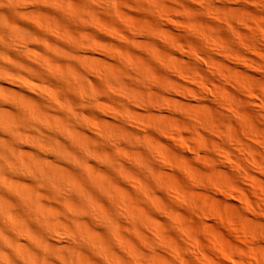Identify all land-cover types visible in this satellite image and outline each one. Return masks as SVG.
Returning a JSON list of instances; mask_svg holds the SVG:
<instances>
[{"label":"clouds","instance_id":"9594fccd","mask_svg":"<svg viewBox=\"0 0 264 264\" xmlns=\"http://www.w3.org/2000/svg\"><path fill=\"white\" fill-rule=\"evenodd\" d=\"M186 3L197 6L196 10ZM131 13H147L158 18L159 23L140 19V27L129 33L121 25L120 16ZM98 19L124 33L109 43L139 57V63L133 65L129 55L113 59L111 64L116 71L96 79L100 86H93V74L84 66V57L93 55L90 50H95L97 39L105 41L98 38L100 33L94 29ZM169 20L175 22L172 30L166 28ZM21 22L34 25L51 39L38 37ZM70 25L78 30H72ZM56 29L71 32L73 38L60 43L54 38ZM175 30L184 36L175 34ZM164 32L173 37L168 43L161 39ZM222 33H227V38ZM137 41H143L146 47L140 49ZM215 41L220 42V47ZM33 42L63 69H53L47 61L39 67L30 64L26 53ZM178 45L187 53L182 54ZM240 56L249 57L256 65L258 78L257 72L244 69H240L245 72L242 81L222 78L210 67L219 63L237 70L236 58ZM9 73L51 86L50 81L59 82L62 86L53 87L60 91L63 103L33 97L40 105L38 115L13 92L0 89V110L15 105L12 119H0V264H218V258L225 264H264V192L253 194L245 187L247 173L264 171V0H0V79H6ZM185 81H202L211 92L199 86L191 88V83L186 85ZM253 96L255 99H250ZM101 101L113 105L115 118L103 133L93 134L85 122L87 117L106 120L96 110ZM193 107L199 110V118L192 115ZM141 108L145 111L144 120L130 127L133 113ZM43 114L62 120L49 125L46 118H41ZM21 133L35 137L37 146L47 145V152L52 154L32 148L29 151L35 155L25 164L20 159L24 143ZM84 133L87 135H81ZM180 135L189 140L195 151L190 160H181L186 152L172 140L164 139ZM205 143L204 157L211 161L208 167H202L199 158ZM161 146L169 151L170 160L161 158ZM120 149L141 153L143 158L134 167L118 155ZM97 153L104 157L103 162ZM225 154H230L231 163ZM45 161H53L54 166ZM90 166L107 174L116 184H123L119 170L130 168L144 181L148 192L159 197L164 194L170 210L183 213L187 226L194 228L202 240L206 221L197 218L200 213L188 211L171 193L166 194L153 170L172 171L179 178L182 191L206 192L209 196L217 191L211 179L225 173L229 187L256 195L255 207L242 206L238 215L247 218L251 214V220L259 222L250 223L247 232L233 234L235 242L224 249H215L205 241L210 260L195 253L187 242L177 253L175 247H161L156 237L122 251L120 235L134 239L128 229L143 228L139 223H128L119 207L109 203L103 194L108 185L103 190L94 187L88 175ZM68 173L77 177L87 191L77 190L67 178ZM21 181L30 185L34 193L42 194L44 203L59 209V219L70 228L64 232L60 246L59 233H53L47 227L48 221L35 215L34 196H21ZM133 195L139 206L152 211L144 196ZM93 196L108 205L109 211L98 214ZM185 210L197 218V226ZM152 214L155 219L161 218ZM13 216L34 229V233L26 235L23 224L15 222ZM85 221L90 228L81 231L79 225ZM164 222L171 235L181 240L177 226L171 220ZM96 234L102 239H97ZM115 254L121 258L114 262Z\"/></svg>","mask_w":264,"mask_h":264},{"label":"bare ground","instance_id":"6f19581e","mask_svg":"<svg viewBox=\"0 0 264 264\" xmlns=\"http://www.w3.org/2000/svg\"><path fill=\"white\" fill-rule=\"evenodd\" d=\"M185 6H190V5L186 3ZM190 7H192L193 10H196L197 8V6L194 5H191ZM45 11H48L49 14H53L50 12V10H45ZM124 15L125 14H122L120 16L121 25L125 29H127L129 33L135 32L140 27L142 21L139 20L140 22L136 24L130 22L128 23V21H125L126 18L124 19ZM105 19H107V17H105ZM155 19H157L158 21L157 24H158L159 23L158 18ZM155 19L154 22L148 19L147 20L149 21L148 23L156 24ZM169 24L170 25L166 26V28L172 30L171 28L175 24V22L169 20ZM21 26L27 28L29 31L33 32L38 37L49 38L46 37L44 33L40 32L34 25L21 22ZM41 27H43V25H41ZM70 27L74 31L78 30L75 26L70 25ZM94 29L95 31L100 33L98 34V38L105 41H100L97 39L95 50H90L93 51V55L84 57V61H85L84 66L89 70L90 73L93 74L91 81L93 86H95L94 83H97V85L100 86L99 82L95 81L96 79L103 78L105 74L108 72L116 71L115 67L111 64V61L113 59H117V58L122 59L124 56L129 55L131 57L132 64L135 65L139 63V57L128 54L125 52V50L120 49L116 45H112L109 43V41L117 40L118 37L124 35V33L119 28H114L106 21L98 19L97 22L95 23ZM103 30H106L104 32L108 34L107 37L103 36L105 34ZM88 31H94V30L89 29ZM178 32L179 30H175V34L182 36L183 33L180 34L181 32L179 33ZM222 34L225 35V37L227 38L228 35L227 33H222ZM54 38L57 39L60 43H68L73 38V36L71 32H65L56 29L54 31ZM21 39L22 42H26V38L22 37ZM161 39L164 42L165 41L170 42L173 39V37L171 36L170 33L164 32L161 34ZM189 39L190 42L197 43L196 41H193L194 38L193 40L192 37ZM137 43L140 44V49L146 47L143 41H137ZM215 45L216 47H220V42L215 41ZM244 46L247 47V45ZM40 50L41 49H39V45L36 44L35 42H33L32 47H29L27 49L26 55L27 58H29L30 64H34L37 67H39L44 65L45 61H47L49 64H52L53 69H55L56 67H60L61 69H63L62 65H58L53 61H51V59ZM178 50L181 51L182 54L187 53L188 51L187 49H184L182 45H178ZM156 54L159 55L158 52ZM236 61L239 64V69L237 70L229 69L225 65L219 63H214L210 65V67L214 72L220 74L222 78H233L241 81L243 80L245 72L240 71V69H244L248 73L258 71L256 65L249 61V57L240 56L236 58ZM177 67L179 66L177 65ZM259 75H260L259 72H257V77L255 78H258ZM53 78H55L54 71H53ZM50 83L53 86H62L57 81H50ZM190 83H191V88H195L199 86L211 92V90L208 89V86L202 81H195V82L185 81L186 85ZM53 86L48 85L47 83L38 82L35 79H30L28 76H23V75L16 76L15 74L12 73H9L6 79H0V89H5L6 91L10 90L11 92H13L15 96L18 99H20L22 103L31 105L37 111L38 115H40V105L38 101L33 99V97L39 96L42 98H47L53 103H57V102H59L60 104L63 103V101L60 100V91ZM191 88L189 90H191ZM250 99H255V97L254 96L250 97ZM183 100L184 97H181L180 102L182 103ZM14 106L15 105L13 104H9L8 106H6V108L0 110V119H8V120L12 119L14 117V113H13L14 109H12ZM96 110L100 112L102 116H105L106 120L101 121L96 117H87L85 123L87 129L89 131H92L93 134H101L105 131L106 127L111 126L112 120L115 118V110L113 105L108 104L105 101H101L100 106ZM192 115H195L197 118H199L200 116L199 110L193 107ZM41 118L42 119L46 118L47 123L49 125L54 124L55 121L62 120L61 117H52L48 114H43ZM144 118H145L144 109L142 108L138 109L136 112L133 113V121L129 126L131 127L133 124L142 122ZM115 127L118 128L119 125H116ZM81 135L86 136L87 134L84 133ZM20 139L24 142L23 148L20 150L21 151L20 159L24 161L25 164L28 158L33 157L35 155L34 152L29 151L32 148H36L37 150L44 151L46 155L52 154L47 152V148H48L47 145L37 146L36 138L27 133H21ZM147 139L149 141H152L151 137H148ZM164 139L172 140L177 147H179L182 151L186 152L184 154L186 157H181L180 158L181 160H185V161L188 160L189 156L187 154L188 152L187 150H192L193 152H195L192 149V144L183 135L164 137ZM152 142L156 143L154 141ZM253 142L257 144L259 143V141H253ZM218 148L219 146H217V149ZM206 150H207V144L205 143V147L201 150V152H204ZM160 153H161V158L163 160L171 159L169 155V151H167L164 146L160 147ZM194 154L195 153H193V155ZM95 155L100 156L99 153ZM118 155H120L122 159L127 160L134 167L137 166L136 161L141 160L143 158L141 153L131 152L128 151L127 149H120ZM190 157L191 158L193 157L192 154ZM225 159L230 163L232 162L230 154H225ZM100 160L101 162H103L104 157L100 156ZM205 161H207L206 165L208 167L211 161L208 160L207 157ZM45 163L48 166H54L53 161H45ZM176 163H179V160H177ZM254 166L258 167V164H256L255 161H254ZM171 167H172L171 164H169L170 169ZM28 170L30 171V169ZM153 174L156 182L161 186V189L164 190L166 194L171 193L172 198L177 199L178 202L184 205L188 211L192 213H200L198 217L211 216L214 218V220L219 222L221 226H224L225 228L229 229V231L231 230L235 234L240 233L238 231V228L241 229L240 230L241 232H247L249 231L250 223L259 222V221L251 220V214L249 215V217L245 218L243 216L238 215L235 212L229 213L220 210L219 208L214 206L216 205V201H215L216 199H214L215 204L213 205V203L210 201V200L213 201V199H209L208 196L204 195V193L206 194V192H202L203 194L200 192L201 195L200 196L197 193V191L191 193L182 191L181 190L182 184L179 181V178L173 175L172 171L160 172L154 169ZM88 175L92 180L94 187L103 190L105 189V186L108 185L107 190L104 191L103 194L106 196L109 203H111L114 207H119L120 211L124 214L123 218L128 223H131L133 226L139 223L140 226L143 228V231H141L140 228H135V227L134 230L131 228L128 229L129 234L133 236L134 239H129L128 236H125L123 234L120 235L119 246L122 251L133 249L137 246H142L143 243L148 242L150 238L156 237L159 238L161 242V247H165L169 249L175 247L177 253H180L181 252L180 246L184 242H187V246L195 249V253H202L204 258L209 260L212 259V257L209 255V251L205 249V241L202 240L199 235L195 234L196 230L194 228L191 229V227L187 226V218L183 215V213L174 212L170 210L169 206L164 200L167 199L166 196H164V194H161L162 197H159L152 194L151 192H148L144 181L137 175L136 172L132 171L130 168L127 167L120 169L118 175H120L123 184H116L111 180V177L107 176V174L103 172H100L95 167H91V166L89 167ZM67 178L71 180L72 185L77 190L87 191V189L83 188V185L80 183L79 179L75 177L73 174L68 173ZM27 179L28 177H25V180ZM19 183L22 185L19 189L21 196L33 195L34 198L37 200L34 209L35 215L39 218L47 220L48 221L47 227L53 233H59L60 239L57 240V246H60L62 244L63 239H65L64 232L70 231V228L68 225H65L63 221L59 219L60 216L59 209L53 207L51 203H47V204L44 203L45 197L40 193H34V190L31 188V186L27 185L24 181H21ZM210 183L212 185H215V188L217 189L218 193L228 198L226 200L229 206L230 205L233 207L235 206V208L238 209H240V207L242 206L247 207L248 205L255 207L254 201L256 199V195H249L248 192H244L243 189L235 188L234 186L229 187V180L227 174L218 173L216 177L211 179ZM124 185H127V187H125ZM246 185L247 188L250 189L253 194H259L264 192V171H257L254 174L247 173ZM225 188H228V191H225ZM133 193L144 196L145 199L148 201L149 207L152 209V211H149L148 208L139 206L136 197L133 195ZM197 196L199 198H197ZM242 196L246 198V200L243 199ZM211 198L214 197L211 196ZM233 199L238 200L240 205L239 204L238 206L237 204L235 205ZM92 200L93 203L96 205V210L98 214L109 211L108 205L104 204L103 201L97 199L94 196L92 197ZM221 202L224 201L221 200ZM62 207H67V205H62ZM210 207L214 208V210L209 211ZM153 212L157 213L161 218L159 220L155 219L152 214ZM190 212L188 213L186 212V215L189 218L194 219V217H192ZM197 218H195L196 221ZM166 219L171 220V222L177 226V234L182 238L181 240H177L176 237L171 235L172 233H170L169 231V226L164 222ZM201 219H205V218L203 217ZM13 220L18 224H23V221L15 216H13ZM196 221L194 220V222ZM79 226L81 231H87L90 228V226L87 224L86 221L80 223ZM23 227L26 235H32L34 233V229H32L29 225L23 224ZM120 227L121 229H123L124 226H120ZM209 233L210 235L208 234L209 235L208 244H211L215 249H224L228 243L232 242V239L228 238V236L227 237H224V235L222 236L221 233L220 234L218 232H209ZM96 236L97 239H102V236L100 234H96ZM231 238L235 239L234 237ZM228 239H230V241H228ZM233 242H235V240ZM120 258L121 257L119 256V254H115L112 257L114 262L115 260ZM187 258L191 259L190 256ZM218 264H225V262L223 261L222 258H218Z\"/></svg>","mask_w":264,"mask_h":264},{"label":"rangeland","instance_id":"374dc122","mask_svg":"<svg viewBox=\"0 0 264 264\" xmlns=\"http://www.w3.org/2000/svg\"><path fill=\"white\" fill-rule=\"evenodd\" d=\"M132 15H129V14H125L124 15V19H125V21H128V23L130 22V23H133V24H136V23H139L141 20L140 19H143V18H145V19H148V20H150V21H152V22H154V19L156 18V17H152V16H150V15H148L147 13H131ZM147 15V16H146ZM148 17V18H147ZM150 18V19H149ZM152 19V20H151ZM140 20V21H139ZM155 22H156V24H157V19H155ZM173 26H175V24L173 25ZM104 31H106V30H103V32ZM180 32V31H179ZM178 32V33H179ZM105 33V34H104ZM103 34L104 35H108V34H106V32H104ZM180 34H182V33H180ZM184 34H182V36H183ZM109 37H110V35H109ZM189 38H191V37H187V40L189 39ZM192 40H193V38H192ZM191 40V41H192ZM189 41H190V39H189ZM193 41H195V40H193ZM165 43H168V42H166L165 41ZM258 72V71H257ZM260 74V73H259ZM188 152H187V154H188V156H189V158H191L190 156H191V154H192V156H194L193 155V153H195V152H193L192 150H187ZM190 152H193V153H190ZM188 158V160H190ZM199 158L202 160V167H207V165H206V163H204V161H205V159H206V157H205V159H204V152H201L200 153V156H199ZM185 175H187V173H184ZM245 187H247V185L245 184ZM249 187V186H248ZM197 193L200 195V191H197ZM202 193V192H201ZM203 194V193H202ZM204 195L205 196H208V198L209 199H213V201L212 200H210L212 203H213V205L215 204V201H216V205H214V206H216L217 208H219L220 210H222V211H224V212H229V213H233V212H235V213H239V209L238 208H235V206L233 207V206H229V204H227L228 202H225V201H227L226 199H228V198H226L224 195H222V194H220V193H218V191L216 192V194L214 195V196H212V197H214V198H211V196H209L207 193L205 194L204 193ZM201 196V195H200ZM197 198H199L198 196H197ZM214 199H216L215 201H214ZM221 200L222 201H224V202H221ZM233 201L235 202V205L237 204V206H238V204L240 205V203H239V201L238 200H236V199H233ZM212 203H211V205H212ZM236 206V207H237ZM211 210H214V208H209V211H211ZM163 212H165V211H163ZM186 210H185V214H186ZM188 213V212H187ZM205 219H203V220H205L206 221V223H204L203 224V226L204 227H202V234H203V237H204V241H207V243H209L208 242V240H209V235H210V233L209 232H218L219 234L221 233V235L223 236V234H225L224 235V237H227L228 236V238H230V239H232V242L235 240V239H233V238H231V237H234V236H232L233 234H235V233H233L231 230L229 231V229H227V228H225L224 226H216L217 224H219V222H217L216 220H214V218L213 217H211V216H203ZM203 217H198V218H203ZM211 217V218H210ZM194 220L196 221V219L194 218L193 219V223H194V225L195 226H197V221L196 222H194ZM213 220V221H212ZM220 225V224H219ZM224 228V229H223ZM191 229H193L192 227H191ZM217 229V230H216ZM241 229L240 228H238V231L239 232H241L240 231ZM224 232V233H222V232ZM228 233H227V232ZM232 232V233H231ZM209 234V235H208ZM228 234H230V235H228ZM229 236H231V237H229ZM236 243H238V242H236Z\"/></svg>","mask_w":264,"mask_h":264},{"label":"snow or ice","instance_id":"6c2138e0","mask_svg":"<svg viewBox=\"0 0 264 264\" xmlns=\"http://www.w3.org/2000/svg\"><path fill=\"white\" fill-rule=\"evenodd\" d=\"M22 38V37H21Z\"/></svg>","mask_w":264,"mask_h":264}]
</instances>
